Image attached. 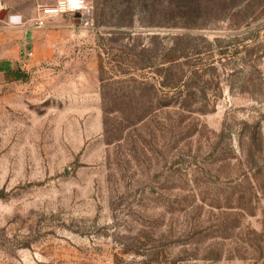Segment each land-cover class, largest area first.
Wrapping results in <instances>:
<instances>
[{
  "label": "rangeland",
  "instance_id": "374dc122",
  "mask_svg": "<svg viewBox=\"0 0 264 264\" xmlns=\"http://www.w3.org/2000/svg\"><path fill=\"white\" fill-rule=\"evenodd\" d=\"M56 1L0 0V264H264V0Z\"/></svg>",
  "mask_w": 264,
  "mask_h": 264
},
{
  "label": "built area",
  "instance_id": "2783aa9c",
  "mask_svg": "<svg viewBox=\"0 0 264 264\" xmlns=\"http://www.w3.org/2000/svg\"><path fill=\"white\" fill-rule=\"evenodd\" d=\"M79 2L80 0H57L52 4L39 5L38 14L33 19V23L36 27H42L46 24L47 19L51 16L65 14L69 12H81L86 7L85 0H83L81 7H72L73 3ZM2 8H0V11L2 10Z\"/></svg>",
  "mask_w": 264,
  "mask_h": 264
},
{
  "label": "clouds",
  "instance_id": "9594fccd",
  "mask_svg": "<svg viewBox=\"0 0 264 264\" xmlns=\"http://www.w3.org/2000/svg\"><path fill=\"white\" fill-rule=\"evenodd\" d=\"M82 3H83V0H80L79 3H73L72 4V7L73 8H79V7L82 6ZM2 7H4V6L3 5H0V8H2ZM8 19H9L10 23H12V24H18V23L21 22L22 17L19 14H16V15H12V16L8 17Z\"/></svg>",
  "mask_w": 264,
  "mask_h": 264
},
{
  "label": "water",
  "instance_id": "95a60500",
  "mask_svg": "<svg viewBox=\"0 0 264 264\" xmlns=\"http://www.w3.org/2000/svg\"><path fill=\"white\" fill-rule=\"evenodd\" d=\"M7 10H1L0 11V20H2L4 18V16L6 15Z\"/></svg>",
  "mask_w": 264,
  "mask_h": 264
},
{
  "label": "trees",
  "instance_id": "16d2710c",
  "mask_svg": "<svg viewBox=\"0 0 264 264\" xmlns=\"http://www.w3.org/2000/svg\"><path fill=\"white\" fill-rule=\"evenodd\" d=\"M24 76V73H19V76H18V78H22Z\"/></svg>",
  "mask_w": 264,
  "mask_h": 264
}]
</instances>
